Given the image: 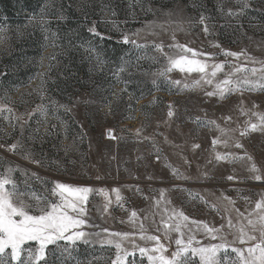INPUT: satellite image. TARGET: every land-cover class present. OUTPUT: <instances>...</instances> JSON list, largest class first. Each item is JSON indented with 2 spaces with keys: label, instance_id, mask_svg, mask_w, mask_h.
Listing matches in <instances>:
<instances>
[{
  "label": "rangeland",
  "instance_id": "rangeland-1",
  "mask_svg": "<svg viewBox=\"0 0 264 264\" xmlns=\"http://www.w3.org/2000/svg\"><path fill=\"white\" fill-rule=\"evenodd\" d=\"M247 3L243 8V0H0V174L14 169L20 189L51 200H57L51 194L55 182L93 189L84 219L96 227L84 230L100 236L87 245L78 242L71 256L57 253L52 264H113L116 249L106 240H120L109 235L115 232L148 247L154 242L141 240V234L160 236L168 247L164 255H170L179 234L160 221L163 216L174 223L168 219L173 210L189 217L182 227L185 239L221 242L203 224L192 223L200 221L217 229L230 247L259 242L264 207L256 204L264 200V181L254 180L249 169L254 163L264 175V133H239L264 116V0ZM226 51L243 55L237 59ZM169 57L195 58L209 67L204 74L180 71ZM213 64L224 69L211 78ZM121 66L125 71L118 72ZM236 66L244 71L231 79L250 83L239 90L229 85L232 91L224 97L206 94L217 92ZM209 78L211 84L205 82ZM109 130L117 139L108 137ZM228 153L226 160L216 158ZM241 227L257 240L240 244ZM123 247L131 250L128 240ZM136 256L135 264H150L146 255ZM220 259L239 264L230 249Z\"/></svg>",
  "mask_w": 264,
  "mask_h": 264
},
{
  "label": "snow or ice",
  "instance_id": "snow-or-ice-1",
  "mask_svg": "<svg viewBox=\"0 0 264 264\" xmlns=\"http://www.w3.org/2000/svg\"><path fill=\"white\" fill-rule=\"evenodd\" d=\"M249 5L247 0H243V8H247ZM229 15H238L229 10ZM43 17V12H42ZM204 17L201 16L200 23L203 24ZM41 23L43 20L41 19ZM203 30L208 32L207 25H204ZM90 32L100 35L95 32V28L89 29ZM123 43H129L128 36L123 37ZM131 43L137 47L133 40ZM218 46V45H217ZM158 51L163 50V45H156ZM186 52L192 53L193 57L196 56V52L193 49L184 47ZM91 51V50H90ZM204 56H211L208 53H201ZM226 56H233L239 59L243 53L225 52ZM55 57H53L54 59ZM169 60L173 67L179 68L180 71L187 72H199L204 74L207 72L209 65L203 63L195 58L188 59L187 57H180L179 59ZM98 63H103L97 57ZM210 77L214 78L217 72L223 71V64H213ZM168 68L167 71H171ZM125 71L121 66L118 72ZM244 71L243 66H236L234 72L226 73V78L217 84V92H207L209 96L219 94L224 97L226 93L232 91L229 85L235 84L237 90L241 84L250 83L246 78H238L236 81L231 79L235 73ZM264 71V70H262ZM252 73L256 72V69H251ZM164 73H161L163 75ZM209 78L205 82L212 83V79ZM126 83V82H125ZM174 84H179V81H173ZM197 83H200L198 80ZM127 89L125 88V91ZM139 98H137L138 102ZM46 114V113H45ZM174 115L172 106L169 105L168 116L171 118ZM231 119V117H228ZM211 123H215L214 121ZM223 132V129H221ZM250 131H260L264 133V116H260L259 123H250L244 129L240 131V136H246ZM137 133L140 134V130L137 129ZM108 137L111 139H117L113 135V130H109ZM218 141L213 140V144ZM226 143V142H225ZM236 147H243L242 144L236 142ZM195 148H199L200 145H194ZM16 145L10 146L9 150H14ZM232 154H224L223 156L217 154V159H228ZM159 159V156L157 157ZM251 159V157H247ZM39 163V161H33ZM254 173L253 179L256 181H264V175L260 174V170L253 163L249 169ZM14 171L12 168L7 169V175L0 174V264H52L51 257L59 253V256L64 258L71 256L75 251L77 243L81 242L85 245L92 242L96 237L100 236V233L87 232L84 229L86 227H96L95 225H89L88 221L84 219L87 215L86 204L88 201V194L93 191L90 187L72 186L60 182H55L54 187L51 189V194L57 197V200H51L47 197H41L34 192H30L28 189H20L17 183L12 179L11 173ZM229 180L235 179L233 176L228 177ZM116 192V201L119 202L122 197L119 189H114ZM103 192V190H101ZM111 203V199L106 192L103 193ZM26 198L33 201L28 203ZM225 199H229L225 197ZM160 201L156 202L159 206ZM264 207V200L256 204V209ZM168 211L167 208L164 209ZM239 212V210H236ZM243 216V213H240ZM132 217H136L137 213L132 211ZM169 220L174 219V223H168L164 217H161L160 223L163 224L166 230H171L179 234V237L175 240L176 249L170 253V255H164L168 252V247L161 242L160 236L157 235H140L141 240H148L154 242L152 247L140 246L134 239H129V233H109L112 237H120V240L107 239L106 243L114 245L116 249V257L113 264H135L137 258L136 254L139 252L140 257L147 256L150 264H221L220 253L223 250L227 253L230 251L236 254V258L239 264H264V214L260 216L261 227L259 229L261 239L256 244L247 247L246 249H239L236 247H230L225 241L222 235H218V230L209 227L207 224L200 221H192L195 224H203V227L212 240H220L218 244L203 245L199 240H196L193 235L184 238L185 233L182 231V227H186V222L189 221V217L185 216L183 212L172 211L168 217ZM253 220L249 219L248 224L255 227ZM229 226H231V219H229ZM141 227H143L141 225ZM160 229L158 228L157 231ZM107 232V229L103 230ZM191 232V229H189ZM167 235V231L165 232ZM240 244H245L247 241H256L257 237L251 235L244 230L243 227L239 229V236L237 237ZM128 240L131 245V250L123 247V242ZM104 241H101L103 243ZM247 253V256L245 255ZM129 257L132 260L129 261ZM198 258V260H197ZM77 264H80L77 261Z\"/></svg>",
  "mask_w": 264,
  "mask_h": 264
},
{
  "label": "trees",
  "instance_id": "trees-1",
  "mask_svg": "<svg viewBox=\"0 0 264 264\" xmlns=\"http://www.w3.org/2000/svg\"><path fill=\"white\" fill-rule=\"evenodd\" d=\"M105 43H106L107 45L111 44V45L116 46V47H123L122 44H119V43H117V42H115V41H113V40L105 39Z\"/></svg>",
  "mask_w": 264,
  "mask_h": 264
}]
</instances>
